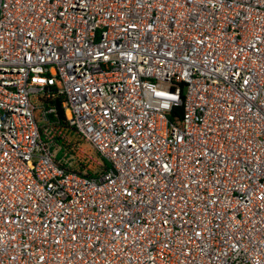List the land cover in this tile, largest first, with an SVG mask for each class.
Segmentation results:
<instances>
[{"label": "built area", "instance_id": "obj_1", "mask_svg": "<svg viewBox=\"0 0 264 264\" xmlns=\"http://www.w3.org/2000/svg\"><path fill=\"white\" fill-rule=\"evenodd\" d=\"M0 264H264V0H0Z\"/></svg>", "mask_w": 264, "mask_h": 264}, {"label": "trees", "instance_id": "obj_2", "mask_svg": "<svg viewBox=\"0 0 264 264\" xmlns=\"http://www.w3.org/2000/svg\"><path fill=\"white\" fill-rule=\"evenodd\" d=\"M182 88H184V87L182 86ZM64 102H65L64 96H57L53 99L44 100L46 108L56 107V109H57L56 115L50 116L52 119V123L49 126V129L53 133L52 139L57 141L58 145L60 146V152L58 154V159L62 161V163L65 167H68L70 170L76 171V172L80 173L81 175L94 177V176L100 175L101 173L107 172L108 170L111 169V164L109 161H107L105 158H103L97 152L96 153L98 154V156L101 160L100 163H101V169L102 170L100 173H93L92 171H89L90 173H84L82 171L80 172V171L75 170L73 168H70L68 166L67 162L65 161L66 153L64 154L66 148L68 147V143H69L68 138H67V133H69V132H71L73 134H78V133L76 132V130L74 128H71L68 125L67 118H66V112H65V109L63 106ZM182 113H183V108H181V107L173 110V112L170 115L171 121L174 123H177V120H175V115H177L179 117V116H181ZM57 119H58V122H56ZM82 167L85 168L86 166H84V164H82Z\"/></svg>", "mask_w": 264, "mask_h": 264}, {"label": "rangeland", "instance_id": "obj_3", "mask_svg": "<svg viewBox=\"0 0 264 264\" xmlns=\"http://www.w3.org/2000/svg\"><path fill=\"white\" fill-rule=\"evenodd\" d=\"M67 138L69 143L64 154L66 153L65 161L68 166L84 173H90L89 171L100 173L102 170L101 160L94 148L78 134L69 132ZM59 152L60 150H58V154ZM82 164L86 167L83 168Z\"/></svg>", "mask_w": 264, "mask_h": 264}]
</instances>
